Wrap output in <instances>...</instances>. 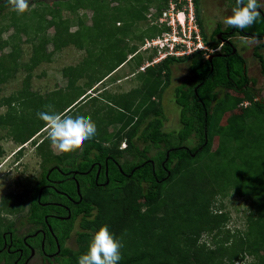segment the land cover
<instances>
[{
  "label": "trees",
  "instance_id": "obj_1",
  "mask_svg": "<svg viewBox=\"0 0 264 264\" xmlns=\"http://www.w3.org/2000/svg\"><path fill=\"white\" fill-rule=\"evenodd\" d=\"M140 1L128 0L129 4L135 5L131 9V19L121 27L114 25L116 29L113 38L109 39V45L112 47L118 46L114 44L122 45L123 57L115 63H108L106 70H102V73L93 78L81 72L83 61L71 68L68 66L71 70L65 68L63 73L69 77L65 88H73L82 78L81 75L88 76L89 81L84 92L81 93V88H85L86 81L79 85L80 90L77 91L76 98L67 101L56 111L73 110L80 103L79 99L84 97L83 100L88 101L89 98L98 102L99 112H102L99 97L104 100L106 95H103V98L96 95L90 97V94H86L87 90L91 91L94 84L101 83L118 72L130 54L136 56L125 64L134 61L135 70L139 69L143 62L153 58L154 53H136L144 38L155 37L162 32L142 23L146 19L148 7L157 0ZM94 3L98 4L96 1L89 4L87 0H59L53 2L52 8L37 0L35 4H42L41 11L33 8L30 15H27V12L16 13L10 0H0V54L9 49L6 54L0 55V88L8 79L13 78L19 69L27 73L20 90L0 99V107L6 106L0 114V128L6 127L5 136L9 135L16 143L22 145L32 141L42 158L41 181L39 180L36 186L24 189L20 194H7L0 202V213H11L20 209L25 204L24 198L30 192H33L34 196L28 203H31L32 207L38 206L35 200L39 186L46 183V164L51 159L49 148L52 142L47 137L40 143L31 139L45 127L42 120H31L35 123L30 121L29 127H23L22 110L38 99V94L29 88L31 75L38 65L49 62L53 52L69 45L78 49L84 48L82 42L88 30L82 27L84 24L78 17V28L70 31L75 22L70 25L69 17L91 6L94 9L93 26L96 27L99 13L102 14V11L94 6ZM194 6L196 22L202 27L197 0H194ZM139 23L146 29H141L139 34L134 33L132 38L135 44L129 45V31H135ZM51 27L54 28V33L49 36L47 31ZM8 30L12 33L4 39L2 35ZM149 31L152 34H149ZM25 35L27 38L24 41L31 43V55L27 62L22 63V43L25 44L22 36ZM49 45L53 46L51 52L47 50ZM86 45L85 51L89 57L94 56L90 46ZM96 62L98 63V60ZM182 63L188 65L191 77L184 78L182 83L173 88L174 103L179 109L180 126L177 130L167 132L164 129L166 115L162 102L164 93L172 82V67ZM214 73L215 68L210 70L209 63L198 51L190 56H167L142 72L138 71L135 77L139 85L129 93L120 94L117 98L114 94L107 95L113 105L108 101L105 103L116 109L115 115L109 121L118 123L120 128L108 133V121L105 133L109 137L99 136L97 147H94L100 149L99 158L102 160L108 155L118 159L122 172L128 176L122 175L110 163L109 168L114 171L110 172L109 184L104 187L94 184V170L88 176L91 179H85L89 181L88 186L78 178L82 200L73 207L74 213L70 220L57 222L59 226L65 225L62 236L67 237L77 215L84 212L80 219L81 230L76 235L77 247L62 251V257L58 259L57 264H77L78 257L87 250L92 235L102 225H107L123 242L119 264H237L235 260L241 261L242 254L246 252L256 258L257 262L254 264H261L258 258L264 256L263 134H258L250 140H247V136L256 131L255 126L264 127V107L254 103L252 107L241 108L238 104L242 99L224 93L218 97L216 88L222 84H218L220 82L216 80L218 77H215ZM222 77L225 79V76ZM60 90L57 89L53 93ZM99 93L101 92L98 91ZM130 95H135L136 98L132 97V100L128 101L126 96ZM227 113L234 115L228 124L223 125L221 120ZM215 137L218 138V145L211 151ZM231 140L238 142V145L230 151L226 142ZM122 141L126 142L123 149L119 148ZM79 143L68 148L60 146L61 154L54 155L57 157L53 158V163L60 166L66 162L69 155L77 151ZM105 143L106 146H103ZM139 143L143 144V147L139 146ZM91 148L93 146L85 147L86 156ZM151 148H155L156 152L148 157L147 153ZM21 150L22 148L19 151ZM244 152L247 157L243 155ZM224 159H227L225 166L235 164L234 167H244L252 163L254 168L249 171L251 175L234 174L233 178H229L227 175L213 173V168L220 165L219 162L222 163ZM56 175L58 174L53 169V178L56 179ZM67 182L63 180L59 188L71 193L74 186H71V181ZM230 194L248 199L250 207L246 221L247 230L243 237L236 239L238 244H233L238 248V254L228 248L227 239L234 236L224 228L230 216L223 210L222 202ZM55 197L54 201L59 202L60 197ZM61 199L65 201L64 198ZM223 230H226V234L221 238ZM205 235L211 236L213 247L202 241ZM58 238L60 242L64 240L60 235Z\"/></svg>",
  "mask_w": 264,
  "mask_h": 264
},
{
  "label": "rangeland",
  "instance_id": "obj_2",
  "mask_svg": "<svg viewBox=\"0 0 264 264\" xmlns=\"http://www.w3.org/2000/svg\"><path fill=\"white\" fill-rule=\"evenodd\" d=\"M37 0H29V8L25 11L27 12V15H30V10L33 8H37V11H41L42 4H35ZM43 3H45L47 6H50L53 8V2L59 1V0H40ZM74 1V0H72ZM96 1L98 4L94 3V6H97L102 11V14L99 13L96 27L93 26L95 23L93 19L94 15V9L89 6L84 10H79L78 13L70 15V25L72 22H75L72 27H70V31H75L78 26L76 25V18H81L84 26L87 28L88 32L86 37L84 38V48L78 49L74 47L73 45H69L67 47L61 48L58 51L53 52V55L51 56L49 62H44L40 65H38L32 72L31 75V81H30V90L33 92H36L38 94V99L35 100V103H29L28 108H24L22 110V123L23 127H29L31 120H38L37 112L39 111H45L47 110L45 108L46 105H51L54 110H58L60 107H62L67 101H72L77 96V91L80 90L79 85L83 83V81H86L84 83L85 88H81V93L85 91L86 85L88 83V76H82L81 79L78 80V82L75 84V86L72 88H65L68 83V75L65 76L63 73V70L69 66L71 68L72 66L78 65L83 61L84 63L81 65V72L86 75H91L92 78L96 76L98 73H102L101 71H105L107 68L108 63H115L116 61H119V58L123 57V51L121 46L119 44H114L118 46H110L109 39L113 38V34L115 31V22L119 21L123 25L128 22V19H131V9L134 8L131 4H129L128 0H87V2L90 4L92 2ZM117 2V6L112 2ZM141 2L140 0H137V2ZM132 2V0H130ZM153 4V3H152ZM9 9H7L8 11ZM208 10V9H207ZM10 11V10H9ZM106 12V13H104ZM210 14V13H209ZM212 14V13H211ZM68 15V13H66ZM29 19V18H28ZM49 19V18H48ZM208 20V19H207ZM8 22V20H6ZM6 21L4 23L6 24ZM132 22V20H131ZM2 23V19H0V24ZM134 28V26H132ZM142 30H145V26L141 23L138 24V27L135 29V31L132 29L129 31V40L127 43L129 45L135 44V40L132 38V35L134 33L139 34ZM155 29V28H152ZM12 33L11 30L5 31L3 33V38L6 39L8 36ZM54 33V28L51 27L47 31V35L52 36ZM149 34H152L151 31H149ZM27 36H22V40H26ZM114 40H116L114 38ZM22 43V50L23 59L21 60L22 63L27 62V58L31 55V43H26L24 41ZM90 46V51L94 52V56L91 55L89 57L88 53L85 51V46ZM110 44V45H109ZM53 46L49 45L47 47V50L49 52L52 51ZM9 49H5L1 54L7 53ZM0 54V55H1ZM98 56H101V58H98ZM97 58V59H95ZM146 58V56H145ZM84 59V60H83ZM98 60V63L96 62ZM113 65V64H112ZM135 62H130L125 64V66L115 74L109 77V79L94 84L92 87L96 88L93 93L97 96H104V100L99 97V104L101 102L102 105V112H99L98 102H94V99H89L88 101H84L82 104L75 107L73 110H80L84 111L88 114H90L91 118L95 121L97 126V132L96 135L87 141H80L83 145L88 146H96L97 143L95 141L98 140V137L103 135L109 137L107 133H105L106 123L112 119V117L116 113V109H112L109 106L113 105V102H111V99H107V95H113L114 97H118L120 94L129 93L131 89L137 87L139 85L137 77V70ZM67 70H71L68 69ZM79 70V69H78ZM26 71L23 69H19L16 75L8 79L4 85L0 88V99L4 97H8L12 95L13 93L20 90L23 86V81L26 76ZM132 74V75H130ZM189 74L188 65L187 64H179L177 66L172 67V78H171V85L164 93V104L165 106V115L166 120L164 123L165 130L167 132L177 130L180 126L179 123V109L174 104L173 99V88L174 86L179 85L184 78ZM130 76V78L126 79L124 76ZM117 79H120L118 83L116 82ZM105 88V91H102ZM57 89H61L60 92L53 93V91H56ZM88 91V90H87ZM98 91L101 92L98 94ZM80 92H78L79 94ZM102 94V95H101ZM54 95V96H53ZM93 95L90 94V97ZM132 97H135V95L126 96L128 101L132 100ZM106 101L111 102L112 105L105 103ZM116 108V107H115ZM6 109V106L0 107V114L4 112ZM99 112V113H98ZM21 115V114H20ZM234 113H227L224 115L223 119L221 120V124L225 125L228 124L233 117ZM33 122V121H31ZM35 123V122H33ZM107 132L113 133L117 131L120 128V125L118 123L110 122L107 123ZM264 126V123H263ZM46 128V127H44ZM43 128V129H44ZM42 129V130H43ZM174 129V130H173ZM256 131L254 133H249L247 136V140L252 139L256 135L263 134L262 136V143H263V151H264V127H256L254 128ZM7 131V128H0V146L2 148V155L0 156V202L1 200L7 195V194H20L24 191L26 188H31L32 185L35 182V176L39 174L41 169L40 164V156L36 148V144H33L32 142L28 141L25 144H20L14 142L10 136H5ZM45 131V130H44ZM43 132V131H42ZM41 132V133H42ZM40 133V136H38L35 140L36 142H40L41 139H43L45 136ZM47 134V130L44 132ZM39 134V132L37 133ZM35 134L34 136H36ZM7 135V134H6ZM34 136L32 138H34ZM31 138V139H32ZM106 144V143H105ZM218 145V138L215 137L212 140V147L211 151L215 150ZM227 147L231 151L233 148H236L238 145V142L235 140L227 141L226 142ZM21 146L22 150L18 151L19 153L14 154ZM139 146L143 147V144L139 143ZM80 147V145H79ZM78 147V148H79ZM120 147H124V143L122 142L120 144ZM61 151V147L59 145L53 144V154L58 155ZM156 150L155 148H151V150L147 153L148 156H153L155 154ZM244 156L247 157L245 152L243 153ZM256 156H259L260 154H255ZM227 162V159H224L223 162H219L216 167L213 168V173L217 175H223L233 178L234 174L240 175V176H246L251 175L249 171L254 168L253 164L251 163L249 166L244 167H237L231 164L229 166H225ZM257 163V162H256ZM255 163V165H256ZM258 164V163H257ZM239 176V177H240ZM224 208L223 210L227 211L230 216L229 222L226 223V226L224 228L228 229L229 232L232 234V239L228 238V248L231 249V251H234L236 254H238V248L235 246L237 245L236 239L239 236H244V232L247 230V216L249 213V200L245 199L240 196H236L234 194H230L226 198L223 199ZM17 207V206H16ZM3 218H8L10 212H2ZM226 230H223L222 235H220L221 238L225 236ZM75 237L76 235H72V237L68 240L67 245H69L71 248L75 249L77 247V244L75 243ZM206 241L210 246L213 247L211 236L205 235L202 237V241ZM233 244H235L233 246ZM240 254V253H239ZM241 261H237V264H254L257 262L256 258L250 253L246 252L242 254ZM259 261H261V264H264V256L258 258ZM234 261V262H235ZM235 262V263H236Z\"/></svg>",
  "mask_w": 264,
  "mask_h": 264
},
{
  "label": "flooded vegetation",
  "instance_id": "obj_3",
  "mask_svg": "<svg viewBox=\"0 0 264 264\" xmlns=\"http://www.w3.org/2000/svg\"><path fill=\"white\" fill-rule=\"evenodd\" d=\"M197 2L202 23L199 30L206 48L199 50L198 54L201 53L207 60L210 70L215 68L214 76L218 77L216 79L220 82L218 84H222L216 88L218 97L224 93L242 99L238 104L241 108L252 107L254 103L264 107V7L259 8L261 16L255 23L244 29H238L224 23L236 7V0H197ZM186 77L190 78L191 74ZM124 78L128 79L130 76L126 75ZM118 81L120 79L116 80L117 83ZM102 91H105V88ZM91 94L95 95V93ZM83 98L79 99L78 105L86 100ZM165 106L163 100L164 115ZM41 134L47 137L44 132ZM122 142L126 146V142ZM85 146L80 142L77 151L71 153L69 159L58 166L53 163V158L59 156L61 151L54 156L53 143L50 145L51 159L46 164V183L39 186L35 200L38 206L32 207L31 203H28L34 196V193L30 192L24 198L25 204L20 209L6 215L8 218H3V214L0 216V264H57L58 259L62 257V251L73 249L67 245L68 240L81 230L80 219L84 216V212L77 215L67 237L62 236L65 225L57 224L58 221L63 223L70 220L74 213L73 207L82 200L79 179L81 178L80 181L86 182L88 186L89 181L85 179L90 180L88 176L94 170V184L97 187H104L109 184L110 172L114 171L113 168H109L110 163L122 175L128 176L122 172L121 162L118 159L108 155L102 160L99 158L100 149L94 146L86 156ZM53 169L58 174L56 179L53 178ZM41 176L42 171L35 176L34 186L39 180L41 181ZM63 180H67V183L71 181L74 191L69 193L59 188ZM55 196L60 197L59 202L54 201ZM61 198L65 201L63 202ZM53 207L56 209L54 210ZM59 235L62 240L64 239L62 242L59 241ZM75 243H77L76 237Z\"/></svg>",
  "mask_w": 264,
  "mask_h": 264
},
{
  "label": "clouds",
  "instance_id": "obj_4",
  "mask_svg": "<svg viewBox=\"0 0 264 264\" xmlns=\"http://www.w3.org/2000/svg\"><path fill=\"white\" fill-rule=\"evenodd\" d=\"M10 3L13 6V10L18 14L24 13L29 8V0H10ZM113 3L115 5H113ZM112 5L116 6L117 2L113 1ZM260 7H264V0H236V7L233 8L232 14L224 20V23L234 28L244 29L260 18ZM151 8L161 10L162 4L160 0L154 1L153 4L148 7L146 15ZM142 23H144L146 27L151 26L147 22V19ZM115 25L121 27L122 23L115 22ZM154 38L155 37L144 38L136 54L147 55L149 51L142 50L141 48L145 40ZM134 56L136 55H128L126 62L130 61ZM151 60L143 62L144 64L137 69V72H142L146 67L156 64L144 66L146 62H151ZM125 63L122 66H124ZM95 89L96 88H93L91 91H87V94L93 93ZM45 108L47 110L37 112V117L45 123L46 128L41 130L39 134L32 139H36L42 131L45 132L47 130V138L53 144L68 148L80 141L90 140L96 135L97 126L90 114L80 110L56 111L51 105H46ZM31 142L32 141H30V143ZM22 147L23 146L14 152V154ZM122 248L123 242L109 230L107 225H102L92 235L87 250L78 257L77 264H119L122 259Z\"/></svg>",
  "mask_w": 264,
  "mask_h": 264
},
{
  "label": "built area",
  "instance_id": "obj_5",
  "mask_svg": "<svg viewBox=\"0 0 264 264\" xmlns=\"http://www.w3.org/2000/svg\"><path fill=\"white\" fill-rule=\"evenodd\" d=\"M162 9H149L147 22L161 30L154 39L145 40L142 50L154 53L152 65L167 56H190L199 50H205L199 27L194 16L193 0H160Z\"/></svg>",
  "mask_w": 264,
  "mask_h": 264
},
{
  "label": "crops",
  "instance_id": "obj_6",
  "mask_svg": "<svg viewBox=\"0 0 264 264\" xmlns=\"http://www.w3.org/2000/svg\"><path fill=\"white\" fill-rule=\"evenodd\" d=\"M124 66H125V65H124ZM124 66H123V67H124Z\"/></svg>",
  "mask_w": 264,
  "mask_h": 264
}]
</instances>
